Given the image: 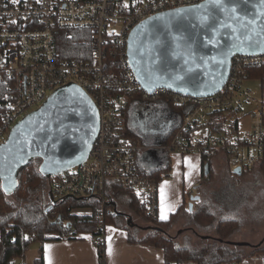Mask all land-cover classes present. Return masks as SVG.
I'll use <instances>...</instances> for the list:
<instances>
[{"label": "built area", "instance_id": "2783aa9c", "mask_svg": "<svg viewBox=\"0 0 264 264\" xmlns=\"http://www.w3.org/2000/svg\"><path fill=\"white\" fill-rule=\"evenodd\" d=\"M203 1L0 0V144L53 93L76 84L94 100L100 130L87 161L52 182L51 194L57 201L98 196L105 205L108 185L120 184L144 198L148 215L158 219L159 184L141 174L137 162L147 147L141 140L124 136L125 110L136 98L143 103L165 100L188 109L180 128L159 149L202 159L224 155L240 185L242 175L264 164V104L244 87L249 71L264 66V54L236 55L225 86L208 97L163 87L149 93L139 83L128 57L131 32L140 23ZM62 30L86 32L90 57L81 53L79 60L64 59L58 45ZM108 52L113 53L118 72H106ZM246 118L250 119L249 127L243 129ZM236 169H241V175ZM191 194L184 191L185 196ZM105 227L99 225L103 234L95 239L99 252L104 253L100 264L106 260ZM74 237L71 232L69 238Z\"/></svg>", "mask_w": 264, "mask_h": 264}, {"label": "water", "instance_id": "95a60500", "mask_svg": "<svg viewBox=\"0 0 264 264\" xmlns=\"http://www.w3.org/2000/svg\"><path fill=\"white\" fill-rule=\"evenodd\" d=\"M264 54V0H205L140 23L130 35L128 57L143 89L167 88L208 97L227 83L236 55ZM100 130L91 96L76 84L53 93L17 123L0 144V183L13 195L19 176L35 160L47 179L83 165ZM210 174L209 165L204 168ZM235 173L241 175V169ZM193 196L189 203L193 211Z\"/></svg>", "mask_w": 264, "mask_h": 264}, {"label": "trees", "instance_id": "16d2710c", "mask_svg": "<svg viewBox=\"0 0 264 264\" xmlns=\"http://www.w3.org/2000/svg\"><path fill=\"white\" fill-rule=\"evenodd\" d=\"M58 45L64 59L79 60L81 53H84L87 58L90 57V36L84 31L62 30L58 35ZM114 61L116 59L113 53L108 52L105 58L107 73L118 72ZM249 79L259 80L264 86V66L250 70ZM139 103L146 105L142 110L157 109L160 111V117L166 115L160 122V129H152L149 124L139 128L134 127L131 109ZM187 113L188 109L171 106L165 100L157 103H143L136 98L125 110L127 123L124 136L141 140L145 145L165 146L180 128ZM216 130L218 131V129ZM159 153L163 162L158 169L149 172L140 170L141 174L157 183L168 177L172 171L169 152L159 149ZM40 164L39 160H35L24 170L19 176L18 188L11 196L4 192L0 183V264H14L15 259L24 256L30 245L36 240L41 242V247L34 264H45L43 244L50 239L47 237L49 234H59L61 240L68 239L71 232L75 237L81 234H91L94 239H97L103 234V231L99 230L100 224L122 226L117 222L121 215L115 209V198L122 194L129 196V205L133 212L152 226V229L147 230L141 238L135 237L132 234L133 230L127 227L129 241L132 244H150L162 249L165 254V264H188L191 262L196 264H234L238 260V257L227 259L229 257L228 249L223 246L206 247L196 251L190 247L181 246L169 235L168 231L184 215L188 218V224L207 227L212 223L213 214L208 212L204 205L198 209L193 207V211H190L187 209L189 204L185 202L175 214H172L169 220H154L148 215L145 199L120 184L108 185L105 205L102 204V200L98 196L70 197L57 201L51 194L54 179H47L41 174ZM202 164L203 171L205 166L209 165V176L203 172V179L208 182L214 173L213 159L203 157ZM260 168L263 171L264 164ZM241 197L243 194L239 192V194H233L229 199ZM81 210L91 213L85 215L77 213ZM109 210L113 212L108 213ZM235 217L238 218L223 219L218 222L215 231L220 243H227L239 230L240 216L235 214ZM261 254H264V247L256 249L253 255ZM103 256L104 253L100 251L99 257Z\"/></svg>", "mask_w": 264, "mask_h": 264}, {"label": "crops", "instance_id": "0c3cea01", "mask_svg": "<svg viewBox=\"0 0 264 264\" xmlns=\"http://www.w3.org/2000/svg\"><path fill=\"white\" fill-rule=\"evenodd\" d=\"M145 106L139 103L135 104L131 109V118L135 128L148 125L151 118L157 117L160 114V111L157 109H154V111H152L153 109L148 111L142 110ZM148 113L153 114L148 115ZM162 116L165 117L166 115ZM151 128L155 129V127ZM145 146L147 148L141 151L138 156V167L145 172L158 169L163 162L159 153V147H156L154 144ZM169 155L172 171L168 177L158 183L160 201L158 219L160 221L169 220L172 214H175L187 202L189 196L184 195V191L186 190L192 192V189H196L199 191L201 198L199 201L194 202V209L200 208L202 206L203 188L207 184L206 179H203V159L200 156L194 154L181 155L179 153ZM220 166H224L227 177H231L236 182L231 172L230 160L224 155H219L213 159V168L215 167L216 171H220ZM260 167H255L249 170V173L247 172L245 175H242L243 182H246V178L252 176V174H249L255 171H261V174H258L256 178H260L261 182H264V170H260ZM248 193H251V191L247 186L245 187V192L242 193L243 197H241V201L238 198L228 199L229 210L233 216L235 214L239 215L241 212L240 206ZM192 197L193 195L191 194ZM237 201L240 202L238 203ZM115 204V209L121 215L117 222L122 226L109 224L105 227V264H165V254L162 249L150 244H132L129 241L127 227L133 230L132 234L137 238L143 237L147 230L152 229L150 223L142 220L133 212L129 205V196L122 194L116 197ZM77 213L85 215L91 212L81 210ZM199 227L203 228V226ZM210 229H216V227L212 226L204 231ZM242 230L241 232L238 230L227 243H220L221 241L218 237L216 245L228 247L229 257L227 259L238 257V260L234 264H264V254L253 255L254 251L259 248L255 246L257 244L256 240H263L264 234L260 232L248 233ZM47 237L50 239L43 244L45 264H100L99 250L91 234H81L74 238L62 240L59 239V234H49ZM244 247H248V250L245 251L246 248ZM253 247L257 248L253 249Z\"/></svg>", "mask_w": 264, "mask_h": 264}, {"label": "rangeland", "instance_id": "374dc122", "mask_svg": "<svg viewBox=\"0 0 264 264\" xmlns=\"http://www.w3.org/2000/svg\"><path fill=\"white\" fill-rule=\"evenodd\" d=\"M244 87L251 91V96L253 98L264 104V86L261 81L250 79L245 82ZM162 119H164V117L151 118L149 121L150 128L155 127L157 130L160 129L159 125ZM249 120L250 119L246 118V120L243 121L241 124L243 129L249 127ZM7 138L8 136L6 139ZM213 169L214 173L211 179L203 188V198L201 201V204L204 205L207 211L213 214V222L207 225V227L203 226V228H201L198 226V224H188V218L186 215H184L183 217L179 218L175 224L177 227L174 226L170 231H168L171 238L174 239L178 244L181 246L190 247L196 251H200L206 247L217 246L216 239L218 238V235L215 229H210L208 231L204 230H207V228L212 226L216 227L218 222L223 219L238 218L233 216L230 212L228 199L229 197L233 196V194H239V192L244 193L245 187L247 186L249 187L251 193H248L247 197L240 206L241 212L239 213V216L241 223L239 232L244 229L242 230L243 232H260L264 234V182H261L260 178H256L258 174H261V171L250 173L249 175L252 174V176L246 178V182H243L242 179L241 184L238 185L234 179L227 177V172L224 166L219 167L220 171H216L215 167ZM53 179L56 180V178ZM192 192H194L193 196H199L198 190L192 189ZM187 199V203L189 204L191 196H189ZM239 200L241 201V198H239ZM187 209L190 210L189 205L187 206ZM259 241L260 240H256L257 244L255 246L259 247L258 249H262L264 247V238L260 242ZM40 247L41 242L37 240L34 241L24 256L15 259L14 264H34L35 259L39 255ZM223 247L228 249L227 246ZM257 247H253V249ZM244 248H246L245 251L248 250V247ZM188 264L196 263L191 262Z\"/></svg>", "mask_w": 264, "mask_h": 264}, {"label": "flooded vegetation", "instance_id": "af4514ba", "mask_svg": "<svg viewBox=\"0 0 264 264\" xmlns=\"http://www.w3.org/2000/svg\"><path fill=\"white\" fill-rule=\"evenodd\" d=\"M152 111H154V109L152 110ZM153 113H148V115H152ZM158 117H160V114H158Z\"/></svg>", "mask_w": 264, "mask_h": 264}, {"label": "snow or ice", "instance_id": "6c2138e0", "mask_svg": "<svg viewBox=\"0 0 264 264\" xmlns=\"http://www.w3.org/2000/svg\"><path fill=\"white\" fill-rule=\"evenodd\" d=\"M163 218V217H162Z\"/></svg>", "mask_w": 264, "mask_h": 264}]
</instances>
